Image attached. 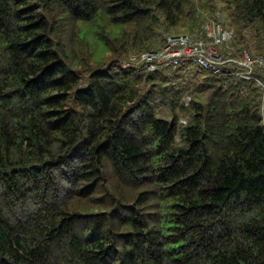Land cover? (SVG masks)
Segmentation results:
<instances>
[{"label": "trees", "instance_id": "16d2710c", "mask_svg": "<svg viewBox=\"0 0 264 264\" xmlns=\"http://www.w3.org/2000/svg\"><path fill=\"white\" fill-rule=\"evenodd\" d=\"M217 3L264 54V0H0V191L35 208L0 204V264H264L263 94L121 65Z\"/></svg>", "mask_w": 264, "mask_h": 264}, {"label": "built area", "instance_id": "2783aa9c", "mask_svg": "<svg viewBox=\"0 0 264 264\" xmlns=\"http://www.w3.org/2000/svg\"><path fill=\"white\" fill-rule=\"evenodd\" d=\"M232 42L234 31L220 20H210L194 34L166 35L158 50L134 54L124 66L135 65L143 72H151L192 62L219 76L255 80L264 92V82L257 75L264 69V56H252L246 49L238 51Z\"/></svg>", "mask_w": 264, "mask_h": 264}, {"label": "rangeland", "instance_id": "374dc122", "mask_svg": "<svg viewBox=\"0 0 264 264\" xmlns=\"http://www.w3.org/2000/svg\"><path fill=\"white\" fill-rule=\"evenodd\" d=\"M216 6L219 8H222L223 9V12H224V15L227 19V22H229L231 24V20L230 18L228 17V9L226 8L225 5H223L222 3H217ZM232 26H234L233 24H231ZM164 30V29H163ZM179 30H182L179 29ZM163 32H166L168 33L167 31H162V34ZM255 39H253V41L251 42H247V43H243L244 45L248 46V47H253L254 45L252 44V42L255 43ZM258 41V40H257ZM161 43V42H160ZM251 50H253L251 48ZM125 58V57H124ZM192 71L195 72L196 70V67L195 65H192ZM218 77H222V76H218ZM254 84L257 86V88L259 89V91L263 94V92L261 91V89L259 88V85L258 83L255 81ZM261 109H262V113L264 115V94H263V98H262V103H261ZM177 114L179 116H186L189 115V112L188 111H185L184 109H182L181 107L177 108L176 110ZM158 114L159 116H162V117H166V118H169V119H172V111L170 110V107H168L166 104H163L161 103L159 109H158ZM62 174L59 173L58 174V183L59 185L61 186V191H62V196L65 195V193L67 192L68 190V182L65 180L64 177L61 176ZM33 200L34 199H30V201H20V202H16V205L14 207V209H11L7 202H6V199L5 197L1 194V191H0V204L2 206V209L4 211V215L10 219H15L16 217L18 216H22L23 214H27L29 212H31L33 209H35L33 207Z\"/></svg>", "mask_w": 264, "mask_h": 264}, {"label": "water", "instance_id": "95a60500", "mask_svg": "<svg viewBox=\"0 0 264 264\" xmlns=\"http://www.w3.org/2000/svg\"><path fill=\"white\" fill-rule=\"evenodd\" d=\"M172 123H173V121H172Z\"/></svg>", "mask_w": 264, "mask_h": 264}]
</instances>
